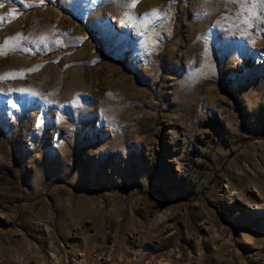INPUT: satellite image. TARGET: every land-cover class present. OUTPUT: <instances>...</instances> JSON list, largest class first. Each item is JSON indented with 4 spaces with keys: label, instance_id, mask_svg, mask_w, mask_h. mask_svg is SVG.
<instances>
[{
    "label": "rangeland",
    "instance_id": "rangeland-1",
    "mask_svg": "<svg viewBox=\"0 0 264 264\" xmlns=\"http://www.w3.org/2000/svg\"><path fill=\"white\" fill-rule=\"evenodd\" d=\"M0 264H264V5L0 0Z\"/></svg>",
    "mask_w": 264,
    "mask_h": 264
},
{
    "label": "snow or ice",
    "instance_id": "snow-or-ice-1",
    "mask_svg": "<svg viewBox=\"0 0 264 264\" xmlns=\"http://www.w3.org/2000/svg\"><path fill=\"white\" fill-rule=\"evenodd\" d=\"M135 0H133V4H134ZM259 2L264 5V0H259Z\"/></svg>",
    "mask_w": 264,
    "mask_h": 264
}]
</instances>
